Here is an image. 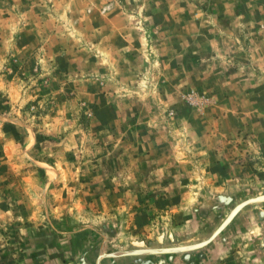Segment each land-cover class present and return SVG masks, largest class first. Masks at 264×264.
<instances>
[{"label":"rangeland","instance_id":"rangeland-1","mask_svg":"<svg viewBox=\"0 0 264 264\" xmlns=\"http://www.w3.org/2000/svg\"><path fill=\"white\" fill-rule=\"evenodd\" d=\"M263 183L264 0H0V264Z\"/></svg>","mask_w":264,"mask_h":264},{"label":"crops","instance_id":"crops-1","mask_svg":"<svg viewBox=\"0 0 264 264\" xmlns=\"http://www.w3.org/2000/svg\"><path fill=\"white\" fill-rule=\"evenodd\" d=\"M261 188L254 184L236 186L229 189H214V190H200L195 196L197 201L201 199L211 200L215 195H229L236 194L242 191V196L250 198L251 194L246 189H251L255 192V195L261 193ZM204 189V188H201ZM244 189V191H243ZM247 192V193H246ZM198 203V204H197ZM195 207H199V210H207L206 204L200 205L199 202H195L189 207L186 212V217L181 220H175L173 223L169 222L166 227H161L160 231H152L151 234L146 235L144 239H138V242H144L145 244L152 243L153 248H167L173 246H187L190 244L198 243L199 240H194L196 234L199 233L198 223L193 210ZM240 229H234L229 237V241L226 247H220L219 241L215 242L216 248L213 252L212 262L209 264H264V259H257L258 255L254 254L252 248V241L250 240L256 235V227L253 224H249L248 221L239 227ZM118 232V233H117ZM158 234V235H157ZM158 236H161L160 244L157 241ZM66 243H62L65 248L56 249V254L62 257H53L49 262L43 264H82L81 258H85L86 264L94 263L99 253H112L117 251H127L135 248L133 241L136 239L131 238L130 235L121 234L120 229L111 225L101 226H83V228L73 229L72 232L63 234ZM108 237V238H107ZM170 237V238H169ZM179 240L178 244H172L171 240ZM201 240V239H200ZM208 250V249H207ZM191 254L194 252H190ZM164 257V256H162ZM166 257V256H165ZM174 258V257H173ZM131 257L119 258V259H104L101 264H133L130 263ZM153 261H155L153 259ZM164 264H181L178 259H172V261L165 260ZM85 264V263H84Z\"/></svg>","mask_w":264,"mask_h":264},{"label":"water","instance_id":"water-1","mask_svg":"<svg viewBox=\"0 0 264 264\" xmlns=\"http://www.w3.org/2000/svg\"><path fill=\"white\" fill-rule=\"evenodd\" d=\"M234 201H239V204L236 205L229 213L227 218L221 223V225L218 227V229L213 233V235L199 243L190 244L187 246H171L167 248H153L152 243H149L148 245L144 244V242H139L140 245H138L137 242H133V245L135 246L132 250L127 251H117L112 253H99L97 256L95 262L93 264H101L102 260L104 259H119V258H126L131 257L130 263L133 264H163L164 260L167 259V261H172V259H178L181 264H191L188 263L189 260H194L196 256H200V254L196 253L198 249L208 245L217 234L220 233L221 230H223L226 225L233 219V217L240 212L243 208L248 207L250 214H257L261 219L264 221V206L260 207V204L264 203V195L262 196H256L251 199H242V194H229V195H215L210 201L207 202L206 207L207 211H216L217 213H222L226 207L233 203ZM264 234V231H263ZM170 238V237H169ZM180 239H176L175 241L171 240L172 244H178ZM158 243L160 244V241L157 238ZM194 252V253H190ZM196 253V254H195ZM164 256V257H162ZM166 256V257H165ZM174 257V258H173ZM155 260V262L153 261ZM82 264H86L85 258H81L80 261ZM92 264V263H89Z\"/></svg>","mask_w":264,"mask_h":264},{"label":"flooded vegetation","instance_id":"flooded-vegetation-1","mask_svg":"<svg viewBox=\"0 0 264 264\" xmlns=\"http://www.w3.org/2000/svg\"><path fill=\"white\" fill-rule=\"evenodd\" d=\"M250 194V198H246L242 196V199H251L256 196H262L264 195V187L261 190V193L255 195V192L252 191L250 188L246 189ZM244 191V189H243ZM247 193V192H246ZM238 194H242V191L238 192ZM210 201L209 199H201L199 200L200 205H205L207 202ZM239 204V201H234L233 203H230L226 209L222 213H217L216 211H207L199 210V207H195L193 210L196 221L198 223V230L199 233L196 234V238L194 239L199 240V242L204 241L208 238H210L213 233L218 229V227L221 225V223L227 218L230 211ZM264 206V203L260 204V207ZM248 221L249 224H253L256 227V235L253 236L250 240L252 241V248L254 251V254L258 255L257 259H264V221L261 219L257 214H250L249 208L245 207L240 212H238L233 219L226 225V227L220 231L219 234L215 236L213 241H211L208 245L198 249L196 253L200 254L194 258V260H189L188 263L191 264H209L212 262L213 259V252L216 248L215 242L219 241L221 246L220 247H226L229 237L234 229H240L241 225L245 224ZM201 239V240H200ZM198 242V243H199ZM208 249V250H207ZM195 253V254H196ZM166 260V259H165ZM164 260L163 264L166 263ZM155 262V261H154Z\"/></svg>","mask_w":264,"mask_h":264},{"label":"bare ground","instance_id":"bare-ground-1","mask_svg":"<svg viewBox=\"0 0 264 264\" xmlns=\"http://www.w3.org/2000/svg\"><path fill=\"white\" fill-rule=\"evenodd\" d=\"M201 190V189H200ZM198 204V203H197ZM228 225V224H227ZM118 233V232H117ZM158 235V234H157ZM108 238V237H107ZM158 239L159 240H161V236H158ZM138 243V245H140V243L139 242H137ZM145 244V243H144Z\"/></svg>","mask_w":264,"mask_h":264}]
</instances>
